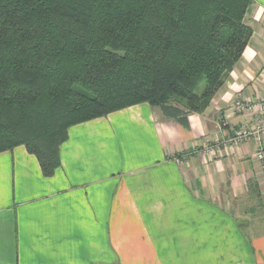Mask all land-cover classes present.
Here are the masks:
<instances>
[{"label": "crops", "instance_id": "crops-1", "mask_svg": "<svg viewBox=\"0 0 264 264\" xmlns=\"http://www.w3.org/2000/svg\"><path fill=\"white\" fill-rule=\"evenodd\" d=\"M245 24L239 62L187 127L147 104L73 126L50 178L23 146L0 153V264H264L254 142L202 153L260 114L264 0ZM237 99L257 109L228 117Z\"/></svg>", "mask_w": 264, "mask_h": 264}, {"label": "trees", "instance_id": "trees-1", "mask_svg": "<svg viewBox=\"0 0 264 264\" xmlns=\"http://www.w3.org/2000/svg\"><path fill=\"white\" fill-rule=\"evenodd\" d=\"M252 4L0 0V153L23 146L50 178L73 126L147 104L187 127L248 45Z\"/></svg>", "mask_w": 264, "mask_h": 264}, {"label": "built area", "instance_id": "built-area-1", "mask_svg": "<svg viewBox=\"0 0 264 264\" xmlns=\"http://www.w3.org/2000/svg\"><path fill=\"white\" fill-rule=\"evenodd\" d=\"M260 75L264 84V68L262 69ZM257 106L260 107V114L252 121V124L249 127L240 128L233 133L231 138L225 141H216L213 144L206 143L202 147V153L207 155L208 158H211L217 152L224 149H233L245 142L253 141L256 147L255 161L259 167V178L264 189V116L261 118V115H264V97L259 100V104ZM255 108L257 109V107L252 106L249 101L237 99L229 110L227 116H250L254 112ZM176 162L178 163L179 159H176Z\"/></svg>", "mask_w": 264, "mask_h": 264}, {"label": "rangeland", "instance_id": "rangeland-1", "mask_svg": "<svg viewBox=\"0 0 264 264\" xmlns=\"http://www.w3.org/2000/svg\"><path fill=\"white\" fill-rule=\"evenodd\" d=\"M233 135V134H232ZM232 135L231 136H228V138H226V139H224L223 141H225V140H227V139H229V138H231L232 137ZM214 143V142H213ZM213 143H209V144H213ZM255 145V144H254ZM259 172H258V174H256V176H257V182H258V185H259V188H260V191H261V195H262V199L264 198V189H263V184L261 183V180H260V178H259ZM256 200L258 201V198H256ZM259 208V207H258ZM256 213H257V215L258 216H255V218H253V217H250V220L252 219V220H257L258 219V217H261V210H257V208H255V210H254ZM260 213V214H259ZM237 220V222H238V224H239V227L244 231V232H246V236H248V238H249V241L250 240H252L253 238H255V237H257L256 236V233H251V231H250V228H248L247 226H251V223L250 224H247V225H244L243 224V222H242V219L241 218H237L236 219ZM261 220V219H260Z\"/></svg>", "mask_w": 264, "mask_h": 264}]
</instances>
